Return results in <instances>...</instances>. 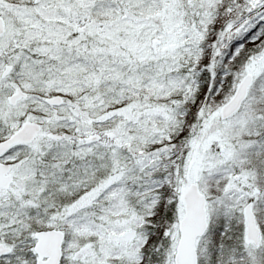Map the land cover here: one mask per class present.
<instances>
[{"label":"snow or ice","instance_id":"1","mask_svg":"<svg viewBox=\"0 0 264 264\" xmlns=\"http://www.w3.org/2000/svg\"><path fill=\"white\" fill-rule=\"evenodd\" d=\"M0 264H264V0H0Z\"/></svg>","mask_w":264,"mask_h":264}]
</instances>
